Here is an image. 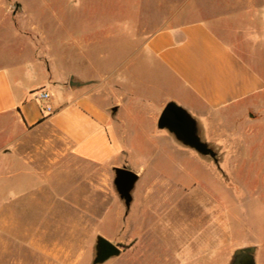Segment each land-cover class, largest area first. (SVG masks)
<instances>
[{"label": "crops", "instance_id": "obj_1", "mask_svg": "<svg viewBox=\"0 0 264 264\" xmlns=\"http://www.w3.org/2000/svg\"><path fill=\"white\" fill-rule=\"evenodd\" d=\"M156 10L151 28L137 21L136 44L119 60H70L75 41L56 33L50 54L23 48L0 60V264H92L98 238L123 250L104 264H229L247 247L264 264L263 238L232 234L231 251L221 252L219 232L201 234L204 246L186 223L167 231L160 216L170 189L159 178L174 159L183 178L203 160L157 127L169 103L212 145L225 143L230 123L257 121L264 0H169ZM124 167L144 193L128 209L108 200L111 170Z\"/></svg>", "mask_w": 264, "mask_h": 264}, {"label": "rangeland", "instance_id": "obj_2", "mask_svg": "<svg viewBox=\"0 0 264 264\" xmlns=\"http://www.w3.org/2000/svg\"><path fill=\"white\" fill-rule=\"evenodd\" d=\"M159 2L168 7L169 0H0V60L13 58L23 48L29 56L41 51L50 54L52 33L75 41V48L66 50L70 60H119L124 47L136 44L137 21L141 19L143 31L160 17L156 10ZM151 13L154 14L146 17ZM260 69L264 74V66ZM253 117L257 120L254 123H230L224 130L225 143L217 145L204 141L201 126L191 118L193 136L215 157L203 159L193 150L203 162L189 164L191 175L187 178L178 172L182 169L178 166L185 165L180 160L166 165V174L159 179L169 184L170 191L163 194L168 202L160 217L172 225L168 232L179 230L180 222L186 223L188 235L198 236L197 243L203 241L204 246L208 242L200 240L201 234L219 232L221 252L231 251L232 234L244 235L248 243L258 244L256 239H264V109ZM160 130L180 144L176 131ZM114 169L117 168L111 170L109 202L121 201L114 186ZM178 180L186 187H176ZM137 182L131 192L132 201L143 198ZM161 195L157 193L155 199L160 200ZM192 244L195 242L189 243ZM247 248H254L251 257L256 264V248ZM118 249L119 254L108 260L119 257L123 250ZM234 252L229 264L234 261Z\"/></svg>", "mask_w": 264, "mask_h": 264}, {"label": "water", "instance_id": "obj_3", "mask_svg": "<svg viewBox=\"0 0 264 264\" xmlns=\"http://www.w3.org/2000/svg\"><path fill=\"white\" fill-rule=\"evenodd\" d=\"M193 124L194 122L187 112L175 104L169 103L163 109L157 127L159 129L168 128L176 131L182 146L194 150L203 159H208V157L214 159L215 154L212 150L193 136ZM113 172L115 189L125 208L128 209L132 201L131 192L134 189L138 177L133 172L124 168L114 169ZM253 252L254 248L236 250L233 255L234 261L230 264H255L251 257ZM118 254L119 249L117 246L103 238H98L92 264H102L109 258L117 256Z\"/></svg>", "mask_w": 264, "mask_h": 264}, {"label": "built area", "instance_id": "obj_4", "mask_svg": "<svg viewBox=\"0 0 264 264\" xmlns=\"http://www.w3.org/2000/svg\"><path fill=\"white\" fill-rule=\"evenodd\" d=\"M37 99L42 100V101H46L49 99V94L47 92L44 91H38L36 94ZM46 111H50L49 108H45Z\"/></svg>", "mask_w": 264, "mask_h": 264}]
</instances>
